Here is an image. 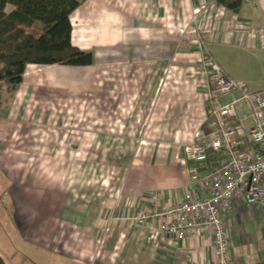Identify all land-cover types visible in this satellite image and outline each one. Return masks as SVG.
<instances>
[{
    "label": "crops",
    "instance_id": "1",
    "mask_svg": "<svg viewBox=\"0 0 264 264\" xmlns=\"http://www.w3.org/2000/svg\"><path fill=\"white\" fill-rule=\"evenodd\" d=\"M79 1L72 43L93 54V65H29L17 90H0V216L12 220L19 246L60 264L212 262L210 233L179 241L127 219L150 207L152 193L162 208L202 193L208 171L189 175L197 166L189 146L208 133L212 101L208 77L195 69L203 55L195 13L220 65L216 51H264V0H246L239 14L213 0ZM242 105L231 124L251 128ZM262 209L237 202L226 216L238 234L237 243L230 237L237 264H264V240L245 231Z\"/></svg>",
    "mask_w": 264,
    "mask_h": 264
},
{
    "label": "built area",
    "instance_id": "2",
    "mask_svg": "<svg viewBox=\"0 0 264 264\" xmlns=\"http://www.w3.org/2000/svg\"><path fill=\"white\" fill-rule=\"evenodd\" d=\"M209 55L198 67L211 86L209 131L198 133L189 146L191 158L197 165L189 170V175L197 180L201 169L208 171L200 181L202 193L188 191L181 202L169 208H162V198L152 193L150 207L139 210L127 220L139 226H156L167 237L179 241L210 233L215 259L194 264H237L226 216L233 212L237 202L264 208V91L250 92L229 78ZM235 93L239 94L238 99L220 104V98ZM244 103L252 113L254 125L251 128L231 124L239 117ZM242 145L252 149L241 151ZM211 154L219 161L209 163Z\"/></svg>",
    "mask_w": 264,
    "mask_h": 264
},
{
    "label": "trees",
    "instance_id": "3",
    "mask_svg": "<svg viewBox=\"0 0 264 264\" xmlns=\"http://www.w3.org/2000/svg\"><path fill=\"white\" fill-rule=\"evenodd\" d=\"M213 1L233 14H239L246 3ZM80 6L79 0H0V89L17 90L29 65H93V54L72 43V17ZM251 149L239 147L241 151ZM217 160L216 155H210L209 163ZM0 264H7L1 256Z\"/></svg>",
    "mask_w": 264,
    "mask_h": 264
},
{
    "label": "rangeland",
    "instance_id": "4",
    "mask_svg": "<svg viewBox=\"0 0 264 264\" xmlns=\"http://www.w3.org/2000/svg\"><path fill=\"white\" fill-rule=\"evenodd\" d=\"M199 15V13H195L194 20H192V26L197 29L196 46L200 50L202 49L201 51H203L202 62L205 59V56H208L209 54V56H212V58L216 61L213 55L207 50L208 48H206V40L204 34H202L203 32L200 28H198ZM40 27L41 26L37 24L38 30ZM216 53L220 65L225 70V72L234 80L240 83H244L248 87H252L250 88L251 90H256L255 88L259 86L264 88V51L258 49H249L246 47H231L230 49H227L226 53H224V51H216ZM202 62L196 65L195 69L197 72L204 74L202 71L198 70V67ZM209 110L210 109H208V112ZM148 132L150 131L145 130L144 136H147L149 134ZM6 204L7 202L5 200L2 201L0 197V206H5ZM260 214L261 217L255 219V221L253 222H247L245 226V231H248L250 238H253V240L256 239L258 241L260 239L264 240V209L260 210ZM15 233L16 232L14 229V225L10 217L4 218L0 216V256H2L3 258L8 257L10 261L9 263L60 264V262H58L57 260L60 257H55L51 252L47 253L44 252V250L40 249H37V251H35V248L29 247L27 245H24L22 247L19 246L21 237L18 233H16L15 240ZM230 237L231 239H233L234 243L238 242V234L234 230L230 232ZM44 241L41 243H45Z\"/></svg>",
    "mask_w": 264,
    "mask_h": 264
}]
</instances>
